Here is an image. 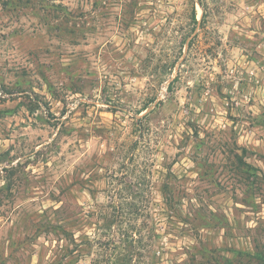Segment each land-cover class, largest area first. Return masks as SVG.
Instances as JSON below:
<instances>
[{"label":"rangeland","instance_id":"obj_1","mask_svg":"<svg viewBox=\"0 0 264 264\" xmlns=\"http://www.w3.org/2000/svg\"><path fill=\"white\" fill-rule=\"evenodd\" d=\"M264 0H0V264H258Z\"/></svg>","mask_w":264,"mask_h":264},{"label":"trees","instance_id":"obj_2","mask_svg":"<svg viewBox=\"0 0 264 264\" xmlns=\"http://www.w3.org/2000/svg\"><path fill=\"white\" fill-rule=\"evenodd\" d=\"M258 260H259L258 264H264V254L259 255Z\"/></svg>","mask_w":264,"mask_h":264}]
</instances>
